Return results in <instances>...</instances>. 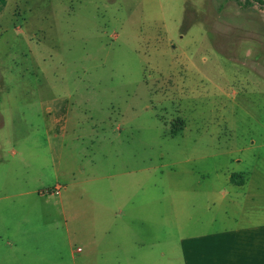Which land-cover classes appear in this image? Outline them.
Segmentation results:
<instances>
[{"label": "rangeland", "instance_id": "rangeland-1", "mask_svg": "<svg viewBox=\"0 0 264 264\" xmlns=\"http://www.w3.org/2000/svg\"><path fill=\"white\" fill-rule=\"evenodd\" d=\"M259 1L4 0L0 264H78L155 193L165 247L173 164L264 144Z\"/></svg>", "mask_w": 264, "mask_h": 264}, {"label": "crops", "instance_id": "crops-1", "mask_svg": "<svg viewBox=\"0 0 264 264\" xmlns=\"http://www.w3.org/2000/svg\"><path fill=\"white\" fill-rule=\"evenodd\" d=\"M155 194L148 214L141 206L132 213L149 219L150 228L126 225L105 251L92 246L78 264H264V144L173 164L165 247Z\"/></svg>", "mask_w": 264, "mask_h": 264}, {"label": "trees", "instance_id": "trees-1", "mask_svg": "<svg viewBox=\"0 0 264 264\" xmlns=\"http://www.w3.org/2000/svg\"><path fill=\"white\" fill-rule=\"evenodd\" d=\"M248 1H249V0H248ZM255 1L260 2L259 0H255ZM4 5H5L4 0H0V13H1L2 8L4 7ZM233 180H235V177H232V181H233Z\"/></svg>", "mask_w": 264, "mask_h": 264}, {"label": "built area", "instance_id": "built-area-1", "mask_svg": "<svg viewBox=\"0 0 264 264\" xmlns=\"http://www.w3.org/2000/svg\"><path fill=\"white\" fill-rule=\"evenodd\" d=\"M79 251V250H78Z\"/></svg>", "mask_w": 264, "mask_h": 264}]
</instances>
